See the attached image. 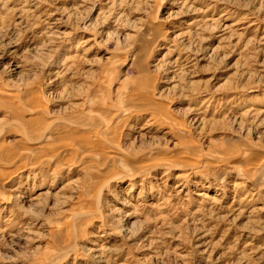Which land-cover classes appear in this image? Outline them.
<instances>
[{
    "label": "rangeland",
    "instance_id": "1",
    "mask_svg": "<svg viewBox=\"0 0 264 264\" xmlns=\"http://www.w3.org/2000/svg\"><path fill=\"white\" fill-rule=\"evenodd\" d=\"M251 147L264 0H0V264H264Z\"/></svg>",
    "mask_w": 264,
    "mask_h": 264
},
{
    "label": "bare ground",
    "instance_id": "2",
    "mask_svg": "<svg viewBox=\"0 0 264 264\" xmlns=\"http://www.w3.org/2000/svg\"><path fill=\"white\" fill-rule=\"evenodd\" d=\"M161 38H164V37L162 36V37H160V39ZM6 96L13 97L15 95H13L12 93H6ZM120 109L121 108H117L116 111H119ZM114 114H115V116H118L119 112H116ZM95 117L96 116H93V114L91 115L88 112L87 113L86 112H80V113H77L76 116H74V118L72 120H70V121L67 120L68 121L67 124H75V123L78 124V122H80L82 119L86 118L87 122L85 124H82V125L83 126L84 125H86V126H88V125L93 126L94 125V119H95ZM102 122L103 121L100 120L99 124H102ZM52 123H54V121H51L49 124L51 125ZM97 126H98V124L96 125V127ZM93 128H95V127L93 126L92 129ZM58 147H60V146H58ZM252 147H254V146H252ZM251 148H246V151L244 153L240 149H238V150L235 149V151H231L228 156H226L225 154L222 155V156H219L218 155L216 157H213L214 159L212 160V162L206 163L205 166H210V167L212 166V167H214V168H216L218 170L220 169V167L222 165H225V164H227L229 166H232V168L234 167L233 169H236V173H235L236 174V176H235L236 179H240L244 183H248V185H250V186H254V187L256 186V187H258V190L262 191V193H263L264 192V150L261 149V148H259V147L258 148L255 147L254 149L253 148L251 149ZM112 157L113 156H111V158ZM236 158L242 160L244 162L243 164H246V165H243L242 164L243 166H241V165L234 166L233 165V163H234L233 160H235ZM250 159H256L258 161L257 162H253V161H250ZM50 160H51V157H50ZM50 160H49V158L48 159H45V160L42 161V164H45V163L47 164ZM170 166L167 165L166 166V169H168ZM133 182H134V179H130L128 183L131 184ZM63 230H65V229L63 228ZM64 238H65V240H67L68 238H70L69 231H67V230L64 231ZM94 258L98 260L99 259V256L94 255ZM99 261L101 262V260H99Z\"/></svg>",
    "mask_w": 264,
    "mask_h": 264
}]
</instances>
